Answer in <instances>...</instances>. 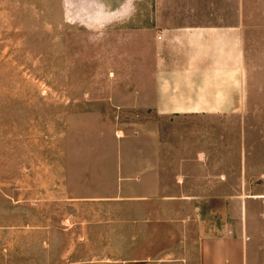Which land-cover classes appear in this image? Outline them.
Returning a JSON list of instances; mask_svg holds the SVG:
<instances>
[{"label":"rangeland","instance_id":"374dc122","mask_svg":"<svg viewBox=\"0 0 264 264\" xmlns=\"http://www.w3.org/2000/svg\"><path fill=\"white\" fill-rule=\"evenodd\" d=\"M188 17L184 0H0V264H198L193 225L136 233L119 222L133 205L104 200L122 149L132 166L152 131L194 127L222 150L208 180L249 182L186 189L250 197L248 264H264V200L251 199L264 194V25L247 31L238 117L170 122L152 104L155 39Z\"/></svg>","mask_w":264,"mask_h":264},{"label":"crops","instance_id":"0c3cea01","mask_svg":"<svg viewBox=\"0 0 264 264\" xmlns=\"http://www.w3.org/2000/svg\"><path fill=\"white\" fill-rule=\"evenodd\" d=\"M185 5L189 17L181 23H160L155 39L152 104L156 115L170 122L216 120L223 115L237 118V106L247 103V31L264 25V20H255V11L264 10V0H184ZM222 106H235L236 112L222 113ZM209 131L210 136L201 127L184 128L174 141H164L160 131H152L149 147L143 138L144 145L135 149L132 166L122 149L117 192L104 200L133 205L132 221L120 216L119 222H131L136 233H155L167 224L193 225L198 264H248L255 224L250 197L243 198L240 192L206 195L185 187L249 182L246 176L237 182L222 175L208 180V158L211 162L210 154L222 151L214 148L215 131ZM251 199L264 200V194Z\"/></svg>","mask_w":264,"mask_h":264}]
</instances>
